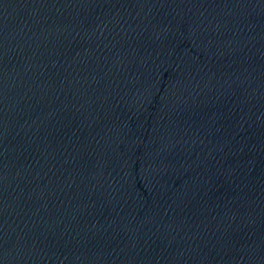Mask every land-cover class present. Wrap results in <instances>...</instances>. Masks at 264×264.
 I'll return each instance as SVG.
<instances>
[{
  "label": "water",
  "instance_id": "water-1",
  "mask_svg": "<svg viewBox=\"0 0 264 264\" xmlns=\"http://www.w3.org/2000/svg\"><path fill=\"white\" fill-rule=\"evenodd\" d=\"M0 264H264V0H0Z\"/></svg>",
  "mask_w": 264,
  "mask_h": 264
}]
</instances>
